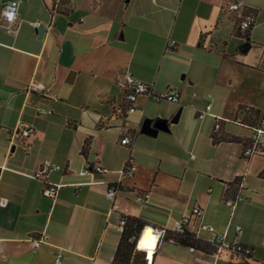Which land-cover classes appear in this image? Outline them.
Masks as SVG:
<instances>
[{"label": "crops", "instance_id": "crops-1", "mask_svg": "<svg viewBox=\"0 0 264 264\" xmlns=\"http://www.w3.org/2000/svg\"><path fill=\"white\" fill-rule=\"evenodd\" d=\"M15 1V30L0 28V199L8 201L0 207V264H56L57 254L59 264H114L121 216L170 228L194 207L216 233L251 247L252 257L191 252L164 240L151 264H264V153L242 158L251 127L264 125V0ZM233 1L253 10L245 39L226 10ZM31 22L45 27L42 39ZM169 40L175 45L167 49ZM127 73L156 94L178 91V103L138 96L127 114ZM33 81L50 95L26 91ZM191 102L199 110L210 104V115L198 120ZM246 110L259 115L248 118ZM157 117L168 131L142 133V119ZM215 117L222 121L213 140ZM19 123L35 131L26 150L9 142ZM124 130L137 132L136 171L109 213L107 186L129 155L120 144ZM44 161L60 167L46 178L60 187L54 202L33 178ZM85 166L108 173L81 175ZM146 192L149 199L137 203L135 195ZM238 193L244 201L227 207ZM41 233L48 242L33 249L30 239Z\"/></svg>", "mask_w": 264, "mask_h": 264}, {"label": "built area", "instance_id": "built-area-1", "mask_svg": "<svg viewBox=\"0 0 264 264\" xmlns=\"http://www.w3.org/2000/svg\"><path fill=\"white\" fill-rule=\"evenodd\" d=\"M17 8L18 4L15 0H7L3 2L0 6V28L3 29L6 33H12L15 30L16 24V16H17ZM226 10L229 13L236 14L238 16V21L236 24V32L240 36L241 39H245L248 32L253 28L255 24V19L253 15V10L247 6L244 2L241 1H233L229 3L226 7ZM30 25L33 28H37L40 23L31 22ZM175 45L174 41L169 40L167 42L166 48H172ZM123 85L125 88L124 94V105L125 111L127 114H132L135 112L134 102L136 101L138 96H145L147 99H153L156 101L165 100L171 103H178L180 95L176 90H166L163 94L154 93L153 85L146 84L139 80H137L131 74L123 75ZM26 91L38 93L42 96H49L50 90L48 87L39 82H30ZM192 99L196 98V94L191 95ZM188 107L195 111L196 118L198 120L203 119L205 116L210 115L211 106L210 104H206L203 109H196L195 105L191 102L188 104ZM39 113H43L39 111ZM50 113V112H44ZM222 119L215 117V123L212 129L211 137L214 138L219 134L221 128ZM252 133L249 137L247 143L245 144L242 150V158L244 161L248 162L252 157L256 155H261L264 153V125L259 124L257 126L251 127ZM10 143L12 145L19 143L23 146L24 150L28 148V142L31 141L35 136L34 128L28 123H19L13 130L9 132ZM137 136V132H129L128 130H124L122 134V138L120 144L125 146L129 150V155L124 163V166L121 170L118 171V178L116 181L110 183L107 186L105 198L110 203L109 213L115 211L114 202L116 197L121 194V192L126 191L123 186V181L126 177L133 174L136 171V165L134 162V158L131 155L132 148ZM60 167L56 164H53L49 161H44L40 164L37 171L33 174V178L40 180L43 183V187L41 190V195L44 198H47L54 202L59 186L52 185L46 181L47 174L53 171H59ZM91 173L96 174H104L108 173V170L100 167L94 166L89 168L85 166L81 169V175H87ZM238 187L242 188L243 183L242 180L238 182ZM149 199V193H138L135 195V201L137 203L146 202ZM244 201V197L241 193H238L232 199H226L224 204L234 209L237 203ZM7 199H0V207H5L7 205ZM203 212L199 207L192 208L188 213L184 214L179 220L175 221L170 228H161L154 229L150 226L144 225L136 234L132 235L128 240L134 243V248L138 252H142L144 259L147 260V264H151V258L147 256V253L143 250L138 249V243L141 238L145 235L146 230L149 228L151 230V237L155 238V246L152 252V255L157 247V245L167 240L169 242H173L174 239L169 236H182L189 234L192 237V240L199 241L204 243L212 250V253L215 256L220 255L221 253H227L230 255L232 259H237L239 261H247L252 257L253 249L249 246H245L238 243L230 242L227 239L226 232L224 233H216L215 229L209 225H206L202 222ZM195 220H199V224L194 229L192 233H188L187 228L195 222ZM127 220L125 216H121L116 224V231L121 236L126 228ZM236 235L241 233L240 227L236 226L234 228ZM206 233V239L201 238V234ZM48 242V236L45 233H41L36 238L30 239V244L33 249L39 248L42 244H46ZM189 251H194V248L188 247ZM151 255V257H152ZM60 254H57L55 263H60Z\"/></svg>", "mask_w": 264, "mask_h": 264}, {"label": "trees", "instance_id": "trees-1", "mask_svg": "<svg viewBox=\"0 0 264 264\" xmlns=\"http://www.w3.org/2000/svg\"><path fill=\"white\" fill-rule=\"evenodd\" d=\"M237 21H238V16ZM236 21V24H237ZM248 118H256L259 113L253 110H246L244 112ZM127 224L124 233L120 236L119 243L117 245L113 263L114 264H144L146 260L142 252H138L134 248V243L130 242L128 239L136 234L142 227V223L135 218H126ZM174 239L178 244L185 247H192L199 250H207L208 246L199 241L192 240V237L189 234L182 236H169Z\"/></svg>", "mask_w": 264, "mask_h": 264}, {"label": "water", "instance_id": "water-1", "mask_svg": "<svg viewBox=\"0 0 264 264\" xmlns=\"http://www.w3.org/2000/svg\"><path fill=\"white\" fill-rule=\"evenodd\" d=\"M44 31H45L44 26L39 25L36 28L38 39H42ZM140 130L142 133L150 134V135H155L159 131H168L167 120L159 117L155 119L144 118L141 121Z\"/></svg>", "mask_w": 264, "mask_h": 264}, {"label": "bare ground", "instance_id": "bare-ground-1", "mask_svg": "<svg viewBox=\"0 0 264 264\" xmlns=\"http://www.w3.org/2000/svg\"><path fill=\"white\" fill-rule=\"evenodd\" d=\"M138 249L147 252L148 257H151L154 246L155 238L151 237V230L148 228L145 235L141 238L138 243Z\"/></svg>", "mask_w": 264, "mask_h": 264}]
</instances>
